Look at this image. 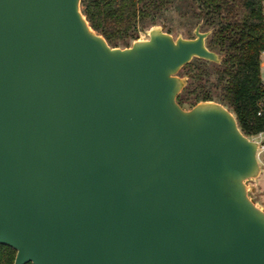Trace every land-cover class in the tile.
<instances>
[{
	"label": "water",
	"instance_id": "obj_1",
	"mask_svg": "<svg viewBox=\"0 0 264 264\" xmlns=\"http://www.w3.org/2000/svg\"><path fill=\"white\" fill-rule=\"evenodd\" d=\"M81 0H0V244L13 264H264L259 143L177 102L209 31L112 47Z\"/></svg>",
	"mask_w": 264,
	"mask_h": 264
},
{
	"label": "trees",
	"instance_id": "obj_2",
	"mask_svg": "<svg viewBox=\"0 0 264 264\" xmlns=\"http://www.w3.org/2000/svg\"><path fill=\"white\" fill-rule=\"evenodd\" d=\"M89 25L112 47H127L141 31L167 20L175 9L190 28L209 31L206 47L219 62L193 58L179 71L188 76L177 96L182 107L217 101L229 108L246 136L264 131L260 53L264 50V0H81ZM168 27V33L171 32ZM16 250L0 244V264H13ZM26 264H32L30 262Z\"/></svg>",
	"mask_w": 264,
	"mask_h": 264
},
{
	"label": "rangeland",
	"instance_id": "obj_3",
	"mask_svg": "<svg viewBox=\"0 0 264 264\" xmlns=\"http://www.w3.org/2000/svg\"><path fill=\"white\" fill-rule=\"evenodd\" d=\"M167 20L160 24L159 26L163 28L164 31L168 32V27L172 30L169 32L173 37L181 36L184 38L194 37V28H190L185 21L178 16V13L175 9H171L166 12ZM203 31V29H201ZM148 33L147 30L141 31L137 39H147ZM183 77H186L184 75ZM188 109V107H184ZM252 140H255L259 143V148L257 150V159L261 167L260 173L256 178L249 179L246 181L248 186V195L249 198L264 211V131H259L257 133H252L248 135Z\"/></svg>",
	"mask_w": 264,
	"mask_h": 264
},
{
	"label": "built area",
	"instance_id": "obj_4",
	"mask_svg": "<svg viewBox=\"0 0 264 264\" xmlns=\"http://www.w3.org/2000/svg\"><path fill=\"white\" fill-rule=\"evenodd\" d=\"M260 75H261V82L264 87V50L260 53ZM264 110V96L261 98L257 103V114L261 115Z\"/></svg>",
	"mask_w": 264,
	"mask_h": 264
}]
</instances>
